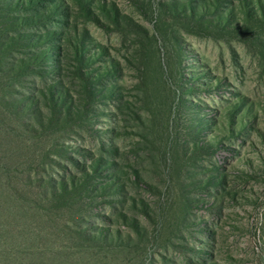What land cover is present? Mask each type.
Listing matches in <instances>:
<instances>
[{"label":"rangeland","instance_id":"obj_1","mask_svg":"<svg viewBox=\"0 0 264 264\" xmlns=\"http://www.w3.org/2000/svg\"><path fill=\"white\" fill-rule=\"evenodd\" d=\"M60 2L0 0V264H264V0Z\"/></svg>","mask_w":264,"mask_h":264},{"label":"trees","instance_id":"obj_2","mask_svg":"<svg viewBox=\"0 0 264 264\" xmlns=\"http://www.w3.org/2000/svg\"><path fill=\"white\" fill-rule=\"evenodd\" d=\"M3 1L6 2L4 4L5 6H3V8H6V9L11 11V10L16 9V8L21 9L22 7L31 6V5L37 3V1H40V0H26V4H25V2L23 0H3ZM50 1L53 3L52 8L48 7L46 9L42 10V11H39V10H37L39 6H37L35 8L36 12L34 14H32V15H30L28 17H21L19 19L17 18L16 22L21 23V24H24V23L33 24V23H37V22H43V20L45 18L50 17L55 12L61 13L63 15V17H66L68 15V12H67L65 6L60 2V0H50ZM85 4H86V0H79V5L82 6V8L86 12L90 13L89 8L86 7ZM57 20L58 21H62L60 19H57ZM31 36H32V34L29 37H28V35H23V37H27V39L28 38L31 39L32 38ZM43 37L46 38L47 40L48 39H57V41H59V44L56 45V46L50 44L49 48L43 49V50L39 51L37 54H33L31 59L32 60L36 59L35 62H37L38 59L42 60V61H44L46 63L45 65H51L50 64L51 59L55 58L57 55H59L58 59L63 60V61L66 60V58H67L66 54L68 53L67 49H66V41L69 42L70 41V37L72 38V34L70 33V30H69V22H68V20H63V24L61 26L57 25L56 28L54 30H52L51 32H47L46 31L45 34H43V36L41 34L37 35L34 38H32V40L36 43L38 40H41ZM74 37L77 38L76 35H74ZM11 38H13V37H9L8 39H11ZM21 38H22V36H18L17 38H13L11 40H13L15 42V41H17V40H19ZM21 40L25 41V38H22ZM24 41H23V43H24ZM72 43H74L75 46H73L72 44H70V46H72L74 48L75 47L77 48L74 51V54L76 56H78L77 51L79 52L80 48H85L84 43H83L82 40H80L78 42H72ZM3 54H4L3 44L0 43V63L2 61ZM78 60H79V63H81V60L83 61V57L82 56H80V57L78 56ZM60 71H61V68H60V66L57 63L54 67L49 68L47 72L48 73H52L53 75H55V74L60 75L59 74ZM78 71H79L80 76H82L83 78L86 79V86L90 87L89 88V92H91V93H89V95H90L89 97H91L93 99H96L97 98L96 95L99 94V92L98 93H96V92L93 93L92 91L95 88H93V86L91 84H92V82L95 81V78H97V77L92 78L89 75V73H84V71L81 70V67L79 68ZM50 89H55L54 92H50L52 101L55 102L58 99H62V103L61 104L66 106V107H69L68 100H67V97L69 95L67 94V92H64L63 90H58V89L52 88V87ZM1 96H3V95L0 93V98H1ZM6 103H8V102H6ZM12 105H13L12 107L16 108V107H18L20 105V101L18 100L17 103H14ZM66 112H67V115H69V112H72L71 108L70 109L69 108L66 109ZM5 169H7V168L5 166L1 165V161H0V173H1V171H4ZM4 178L2 176L0 177V179H2L4 181L5 180L8 181L7 176L4 175ZM2 180H0V187L3 185L1 183ZM113 184H115V182H113ZM67 186H69V188L70 187L75 188L76 187L75 181L71 180V182H67V183L66 182H61L60 183V188L62 190H66ZM117 186H119V184H117L116 187ZM55 189H57V188H55ZM77 190H79V187H77ZM103 241H107V240H103ZM109 242L117 243V241H114V240H110Z\"/></svg>","mask_w":264,"mask_h":264}]
</instances>
